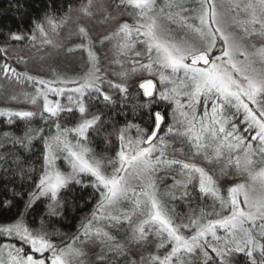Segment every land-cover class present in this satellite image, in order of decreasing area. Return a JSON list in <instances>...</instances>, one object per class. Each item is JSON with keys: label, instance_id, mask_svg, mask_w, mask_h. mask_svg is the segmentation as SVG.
I'll return each instance as SVG.
<instances>
[{"label": "snow or ice", "instance_id": "snow-or-ice-1", "mask_svg": "<svg viewBox=\"0 0 264 264\" xmlns=\"http://www.w3.org/2000/svg\"><path fill=\"white\" fill-rule=\"evenodd\" d=\"M0 105V264H264V0H51Z\"/></svg>", "mask_w": 264, "mask_h": 264}, {"label": "trees", "instance_id": "trees-1", "mask_svg": "<svg viewBox=\"0 0 264 264\" xmlns=\"http://www.w3.org/2000/svg\"><path fill=\"white\" fill-rule=\"evenodd\" d=\"M63 2V0H58ZM23 5V18L21 19L20 13L15 11L16 0H0V31H7L12 28L13 31L17 30V25L21 29L26 28L30 17L34 18L39 12L42 11L46 3H51V0H20ZM4 120V118L0 119ZM7 130V129H0ZM88 211V209H85ZM83 215V213H80ZM74 229H64V231H73Z\"/></svg>", "mask_w": 264, "mask_h": 264}, {"label": "rangeland", "instance_id": "rangeland-1", "mask_svg": "<svg viewBox=\"0 0 264 264\" xmlns=\"http://www.w3.org/2000/svg\"><path fill=\"white\" fill-rule=\"evenodd\" d=\"M0 106H2V105H0ZM0 119H2V118H0ZM4 119H6V118H4ZM8 130V129H7ZM17 134H20V133H17ZM74 231V230H73Z\"/></svg>", "mask_w": 264, "mask_h": 264}]
</instances>
